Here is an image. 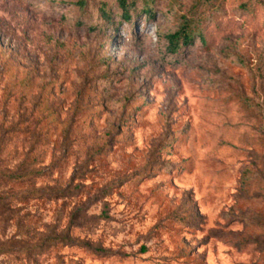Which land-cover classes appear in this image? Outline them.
Returning <instances> with one entry per match:
<instances>
[{"label":"rangeland","instance_id":"obj_1","mask_svg":"<svg viewBox=\"0 0 264 264\" xmlns=\"http://www.w3.org/2000/svg\"><path fill=\"white\" fill-rule=\"evenodd\" d=\"M80 1L0 0V264H264V0Z\"/></svg>","mask_w":264,"mask_h":264},{"label":"trees","instance_id":"obj_2","mask_svg":"<svg viewBox=\"0 0 264 264\" xmlns=\"http://www.w3.org/2000/svg\"><path fill=\"white\" fill-rule=\"evenodd\" d=\"M80 2L83 4L84 0H81ZM119 2L122 5V7H124L125 9V17L131 18V15L129 14V11H128L129 0H119ZM182 35L184 36L186 42H190L192 40V37L186 28H181L173 33L168 34V37L170 39V45H171L170 48L172 51L178 50L179 39Z\"/></svg>","mask_w":264,"mask_h":264}]
</instances>
